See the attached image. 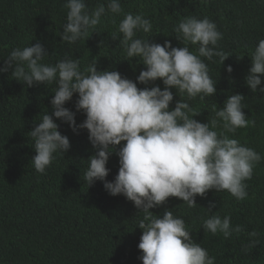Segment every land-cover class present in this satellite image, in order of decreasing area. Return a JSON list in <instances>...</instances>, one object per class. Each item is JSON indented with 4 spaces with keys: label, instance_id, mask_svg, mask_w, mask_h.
Wrapping results in <instances>:
<instances>
[{
    "label": "trees",
    "instance_id": "1",
    "mask_svg": "<svg viewBox=\"0 0 264 264\" xmlns=\"http://www.w3.org/2000/svg\"><path fill=\"white\" fill-rule=\"evenodd\" d=\"M66 0H0V67L17 47L41 43L48 55L44 62L55 64L66 56L81 62V68L97 60L98 70H118L136 81L139 88L165 86L162 79L148 85L137 81L146 69L138 57L127 58L120 39H113L118 24L128 12L143 14L153 25L151 33L137 36L152 43L170 40L174 47H183L174 27L189 16L207 17L215 22L223 38L218 48L229 56L222 64L219 57L205 58L217 92L204 100H188L201 111L194 118L209 122L215 110L223 107L229 95L245 96L243 111L254 123L237 129L229 136L254 148L264 157V92H252L245 77L252 65L251 51L264 39V2L262 0H120L123 13L102 17L97 31L89 37L69 44L60 35L67 22ZM106 0H86L89 9ZM195 51L198 45H188ZM233 72H227V66ZM56 85L37 84L27 87L11 76V70L0 73V264H143L138 248L143 230L137 226L143 213L124 195H111L103 181L90 185L83 173L89 157L97 151L89 141L87 129L74 133L68 123L57 118L59 130L70 138L71 148L56 153V159L44 174L38 173L32 157L36 154L30 131L42 116L53 112L51 100ZM264 87V74L262 85ZM175 107L181 97L172 88ZM78 93L66 103L76 111ZM86 119L83 111L76 113L77 124ZM219 130V129H218ZM109 158L107 180L114 181L120 164L117 152ZM246 184L248 197L239 201L227 191L209 190L197 196V205L189 208L176 197L151 209L163 216L166 210L182 216L192 230L194 240L201 243L215 264H264V158L254 169ZM214 203L215 207L208 209ZM211 215L231 216L233 226L244 229L230 239L213 236L202 227L203 219ZM257 231L260 243L249 251L248 233Z\"/></svg>",
    "mask_w": 264,
    "mask_h": 264
},
{
    "label": "clouds",
    "instance_id": "2",
    "mask_svg": "<svg viewBox=\"0 0 264 264\" xmlns=\"http://www.w3.org/2000/svg\"><path fill=\"white\" fill-rule=\"evenodd\" d=\"M264 2V0H262ZM67 22L60 34L62 40L74 44L97 31L102 17L122 14L120 0H106L89 9L86 0H66ZM150 19L128 12L118 24L117 39L127 58L138 57L146 65L137 81L148 85L162 79L159 85L139 88L136 81L123 76L118 70H98L97 60L85 68L81 62L65 57L55 64L45 63L48 50L41 44L17 47L7 56L0 73L11 70V76L27 87L37 84H55L51 100L53 112H46L29 132L36 154L31 161L38 173L44 174L56 159V153L71 148L70 138L59 130L57 118L68 123L74 133L88 130V138L97 149L89 157L83 173L90 185L103 181L109 194L124 195L143 213L137 226L143 230L138 248L142 250L143 264H215L216 257L194 240L192 230L182 216L166 210L163 216L151 209L165 204L170 197L181 199L189 208L197 205L196 197L209 190L227 191L239 201L248 197L246 184L252 179L255 167L262 157L254 148L232 138L229 133L247 128L254 123L243 109L245 96L229 95L224 105L215 110L209 122L194 117L201 111L190 106L188 100H204L217 92L216 81L209 74L208 61L219 57L222 64L229 56L218 48L223 34L209 18L185 17L174 27L183 47H174L170 40L152 43L137 36L138 32L151 33ZM188 45H198L195 51ZM250 55L252 65L245 77L252 92H264V39ZM232 73L233 67L227 66ZM172 88L181 99L174 100ZM78 93L76 111L66 103ZM83 111L86 119L77 124L76 113ZM219 129V130H218ZM119 147V170L114 181L107 180V167L112 153ZM215 207L212 203L208 208ZM202 227L213 236L230 239L233 233L244 231L233 226L231 216L211 215L203 219ZM259 233H248L247 252L259 243Z\"/></svg>",
    "mask_w": 264,
    "mask_h": 264
}]
</instances>
